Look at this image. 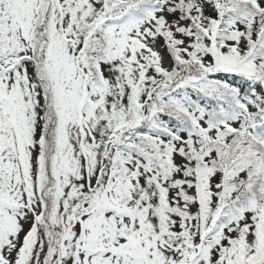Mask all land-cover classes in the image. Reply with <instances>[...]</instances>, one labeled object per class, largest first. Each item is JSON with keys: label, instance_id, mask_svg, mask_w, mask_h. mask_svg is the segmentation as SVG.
Here are the masks:
<instances>
[{"label": "snow or ice", "instance_id": "6c2138e0", "mask_svg": "<svg viewBox=\"0 0 264 264\" xmlns=\"http://www.w3.org/2000/svg\"><path fill=\"white\" fill-rule=\"evenodd\" d=\"M0 264H264V0H0Z\"/></svg>", "mask_w": 264, "mask_h": 264}]
</instances>
